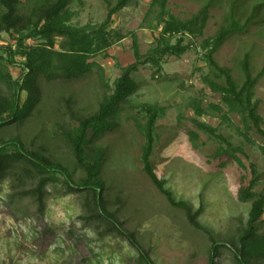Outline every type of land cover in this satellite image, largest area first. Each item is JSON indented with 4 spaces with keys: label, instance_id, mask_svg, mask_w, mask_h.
Segmentation results:
<instances>
[{
    "label": "rangeland",
    "instance_id": "374dc122",
    "mask_svg": "<svg viewBox=\"0 0 264 264\" xmlns=\"http://www.w3.org/2000/svg\"><path fill=\"white\" fill-rule=\"evenodd\" d=\"M108 1L115 6L118 0ZM208 1L169 0L165 19L172 15L189 20ZM234 4L237 18L244 24L257 5H264V0H214L204 36L184 35V45H190V49L181 58L166 56L158 66H141L133 74L138 91L124 105L119 128L92 145L106 150L100 179L108 209L116 214L125 229L136 233L139 243L151 251L156 264H209L212 243L206 233L188 222L182 210L170 204L145 172L142 156L147 139L139 125L147 124L148 115L142 105L166 108L155 128V150L151 158L155 170L177 201L187 202L193 211L203 208L199 222L217 240L228 242L239 229V221L245 226L249 220L251 203L240 202L237 189L241 184L249 186L252 165L263 175L254 191L264 195V137L256 129L246 131L242 116L230 113L223 95L214 92L205 82L209 77L216 83L226 84V78L219 77V72L208 65L203 43L218 34ZM30 5L33 4L27 3L23 11L30 9ZM70 8L76 12L73 26L100 24L108 15L105 0H73ZM161 11L154 0H133L113 17L112 29L126 38L94 60L105 69L106 81L112 87L107 91L109 94L123 69L135 63L134 35L142 55L157 46L163 27ZM181 37H173L172 44ZM37 43L27 42L28 45ZM11 45L15 46L16 42L9 35L1 34L3 64H7L8 56L1 48ZM247 54L251 56L253 76L264 72V6L257 13L255 23L246 31L230 36L215 54L219 66L228 69L240 87L245 79L242 61ZM17 61L25 62L20 57ZM8 69L14 79L24 74L23 67L8 66ZM40 85L41 101L32 116L22 125L6 126L0 132V140L20 137L28 148L45 147L48 155L67 167L75 182L80 183L86 174L76 168L73 155L57 133L61 126L79 125L66 115L69 99H73V109L80 115L89 116L98 111L103 99L98 77L91 74L76 81L52 83L41 78ZM26 99L24 93L22 102ZM254 101L259 102L264 130V75L255 87ZM198 103L205 111L203 115L194 107ZM195 120L216 128L217 135H222L233 147L241 148L243 152L236 155L244 166L231 160L222 167L226 158H214V155L220 147L227 148L228 143L199 129ZM189 131L198 133L196 142L192 141ZM58 177L60 182L48 187L50 194L43 215L38 213L32 198H16L11 202L10 179L0 185V264H138V253L126 239L116 234L101 236L105 225L98 228L99 222L83 219L89 217L84 206L86 191H70L65 178ZM258 228L264 234V215ZM217 262L234 264L231 251L223 250Z\"/></svg>",
    "mask_w": 264,
    "mask_h": 264
},
{
    "label": "trees",
    "instance_id": "16d2710c",
    "mask_svg": "<svg viewBox=\"0 0 264 264\" xmlns=\"http://www.w3.org/2000/svg\"><path fill=\"white\" fill-rule=\"evenodd\" d=\"M108 15L100 24H87L85 26H73L71 23L76 17V12L70 6L73 0H0V35L5 33L16 42L15 46L2 47L7 53V64L0 61V132L11 124H24L33 114L36 106L41 101L40 79L47 83L56 81H76L91 74L98 77L103 99L96 113L83 116L74 111L73 99L67 103L66 115L77 121V127H60L57 136L69 149L75 159L77 169L84 171L86 177L80 183H76L72 173L61 162L49 156L45 147L40 149L28 148L20 137L9 140H0V185L10 179L12 193L9 195L11 202L16 198L22 200L25 197L32 198L38 207V213L43 215L46 209V201L49 196L48 187L60 182L58 175L65 178V183L70 191H86L87 196L84 206L89 217H83L85 221L99 222L98 228L105 225L101 236L116 234L126 239L138 253V264H156L151 251L145 250L139 243L136 233L124 228L114 212L107 207L103 196L105 187L100 179L101 164L105 160L106 150L92 147L95 140L115 132L120 124L119 118L124 110V105L138 91V84L133 74L138 72L141 66L147 64L160 65L166 56L181 58L185 55L190 45H184V35L192 37L204 36L210 19V10L214 0L205 3L199 14L189 20H180L167 14L169 0H154V4L161 6V21L163 24L157 46L147 55H142L134 35L135 63L123 69L121 77L115 82L112 90L106 81V73L103 66L94 61L100 55H105L116 43L123 41L126 36L120 31L112 29L113 17L123 9L130 6L133 0H118L112 6L108 0ZM27 3H31L30 9L23 11ZM264 5H257L246 23L241 24L237 18V7L233 5L228 18L214 38H208L203 43L206 51L208 65L219 72V77L226 78V84L216 83L209 77L205 82L214 92L223 95V102L229 108L230 113L240 114L246 131L257 130L264 137L262 129V117L260 116L259 102L254 101L255 87L264 72L254 77L251 68V56L247 54L242 61L244 82L240 87L232 78L228 69L219 66L215 60V54L223 46L225 41L233 34L246 31L251 24L256 22L257 13ZM182 36L176 44L171 39ZM30 40L38 41L36 45H28ZM58 40H60L59 45ZM17 57L25 60L19 63ZM8 66L23 67L24 74L19 79H14ZM27 94L23 103L22 96ZM199 115L205 111L199 103L194 104ZM148 115L145 126L139 125L143 130L147 143L143 149L144 170L150 177L155 187L164 195L170 204L182 210L188 222L197 230L206 233L211 241L209 252V264H218L217 258L223 255V250H230L234 264H264V234L260 233L258 223L264 215V195L254 190L263 178L252 165L253 178L249 186L242 184L237 189V199L243 203H251L249 220L244 226L242 221L235 235L228 242H221L215 238L212 232L204 227L199 218L203 208L193 211V207L184 201H177L173 193L166 188V181L155 170L151 158L155 150V128L158 120L166 113V108L159 105H142ZM195 124L202 131L217 136L222 141L227 139L217 135L216 128L195 120ZM91 132V134H90ZM191 139L196 142L199 135L195 131H189ZM227 148L220 147L214 158H226L221 164L224 167L227 162L236 160L241 166L242 160L236 154L243 152L241 148H235L229 142ZM264 153V146L262 148ZM121 200L119 199V202Z\"/></svg>",
    "mask_w": 264,
    "mask_h": 264
}]
</instances>
